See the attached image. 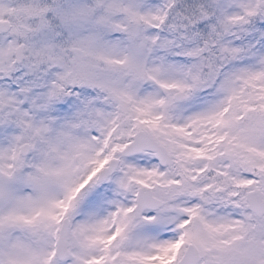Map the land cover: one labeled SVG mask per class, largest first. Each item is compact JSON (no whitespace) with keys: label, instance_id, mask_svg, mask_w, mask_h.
I'll return each instance as SVG.
<instances>
[{"label":"snow or ice","instance_id":"1","mask_svg":"<svg viewBox=\"0 0 264 264\" xmlns=\"http://www.w3.org/2000/svg\"><path fill=\"white\" fill-rule=\"evenodd\" d=\"M0 264H264V0H0Z\"/></svg>","mask_w":264,"mask_h":264}]
</instances>
